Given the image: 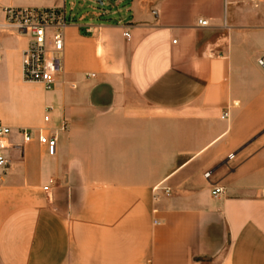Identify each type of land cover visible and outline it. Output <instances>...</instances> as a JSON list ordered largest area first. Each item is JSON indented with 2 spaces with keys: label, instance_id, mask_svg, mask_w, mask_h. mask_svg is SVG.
<instances>
[{
  "label": "crops",
  "instance_id": "1",
  "mask_svg": "<svg viewBox=\"0 0 264 264\" xmlns=\"http://www.w3.org/2000/svg\"><path fill=\"white\" fill-rule=\"evenodd\" d=\"M104 7L71 4L53 89L25 43L0 81V264H264V0Z\"/></svg>",
  "mask_w": 264,
  "mask_h": 264
},
{
  "label": "built area",
  "instance_id": "2",
  "mask_svg": "<svg viewBox=\"0 0 264 264\" xmlns=\"http://www.w3.org/2000/svg\"><path fill=\"white\" fill-rule=\"evenodd\" d=\"M147 1V0H140ZM200 27H207L208 21L200 19ZM68 27L66 6H12L0 3V64L3 62L2 43L6 36L27 38V44L22 51V79L26 83H37L46 90L53 89L61 82L64 74L65 34ZM126 38H130L128 32ZM176 41H174L175 43ZM264 66L263 60L259 61ZM48 112L52 110L47 108ZM48 122L49 118L46 117ZM24 143L34 139L30 129H20ZM12 128L0 119V183L9 167L7 150L10 148ZM38 141L47 149L50 156L57 153V135L47 136L41 131ZM210 178V173L205 175ZM221 187L215 188L213 195L223 193ZM264 197V190L262 193Z\"/></svg>",
  "mask_w": 264,
  "mask_h": 264
},
{
  "label": "rangeland",
  "instance_id": "3",
  "mask_svg": "<svg viewBox=\"0 0 264 264\" xmlns=\"http://www.w3.org/2000/svg\"><path fill=\"white\" fill-rule=\"evenodd\" d=\"M2 3L5 1L8 2L9 0H1ZM116 0H93V2H90L89 0H65L66 3V14H67V20H69L74 12L71 10V4L74 3L76 10L79 11L80 4L84 2L86 6V10H92L93 8H96L98 10L105 9L104 6H106L107 3L114 6ZM131 0H125L126 3L130 2ZM29 2H35L37 5H47V0H41V1H34L29 0ZM27 44V38H23L22 40H17L14 37H8L6 38L2 43V53L4 56V61L0 65V81H10L11 76L15 74V70L17 67L18 62V52L23 47V45ZM5 98H8V95L5 96Z\"/></svg>",
  "mask_w": 264,
  "mask_h": 264
},
{
  "label": "bare ground",
  "instance_id": "4",
  "mask_svg": "<svg viewBox=\"0 0 264 264\" xmlns=\"http://www.w3.org/2000/svg\"><path fill=\"white\" fill-rule=\"evenodd\" d=\"M0 3H2V1L0 0ZM3 4V3H2Z\"/></svg>",
  "mask_w": 264,
  "mask_h": 264
}]
</instances>
